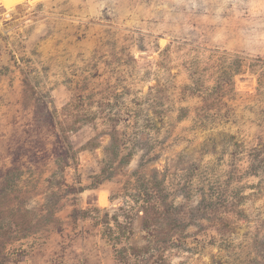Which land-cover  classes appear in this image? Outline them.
Masks as SVG:
<instances>
[{
	"label": "rangeland",
	"instance_id": "rangeland-1",
	"mask_svg": "<svg viewBox=\"0 0 264 264\" xmlns=\"http://www.w3.org/2000/svg\"><path fill=\"white\" fill-rule=\"evenodd\" d=\"M0 264H264V0H0Z\"/></svg>",
	"mask_w": 264,
	"mask_h": 264
},
{
	"label": "bare ground",
	"instance_id": "bare-ground-1",
	"mask_svg": "<svg viewBox=\"0 0 264 264\" xmlns=\"http://www.w3.org/2000/svg\"><path fill=\"white\" fill-rule=\"evenodd\" d=\"M19 1L22 0H1V2L3 3V5L7 8H12L13 6H15ZM101 203L102 204H107L108 200H107V196L105 194H103L101 196Z\"/></svg>",
	"mask_w": 264,
	"mask_h": 264
},
{
	"label": "trees",
	"instance_id": "trees-1",
	"mask_svg": "<svg viewBox=\"0 0 264 264\" xmlns=\"http://www.w3.org/2000/svg\"><path fill=\"white\" fill-rule=\"evenodd\" d=\"M84 214H86V212H84Z\"/></svg>",
	"mask_w": 264,
	"mask_h": 264
}]
</instances>
